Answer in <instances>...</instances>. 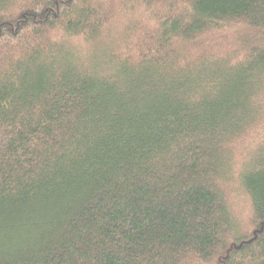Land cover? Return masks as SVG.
I'll use <instances>...</instances> for the list:
<instances>
[{
  "label": "trees",
  "instance_id": "trees-1",
  "mask_svg": "<svg viewBox=\"0 0 264 264\" xmlns=\"http://www.w3.org/2000/svg\"><path fill=\"white\" fill-rule=\"evenodd\" d=\"M0 264H264V0H0Z\"/></svg>",
  "mask_w": 264,
  "mask_h": 264
},
{
  "label": "rangeland",
  "instance_id": "rangeland-1",
  "mask_svg": "<svg viewBox=\"0 0 264 264\" xmlns=\"http://www.w3.org/2000/svg\"><path fill=\"white\" fill-rule=\"evenodd\" d=\"M249 142V141H248ZM248 142H247V144H248ZM234 207V206H233ZM234 211H235V213L239 216V211H241V210H243L244 209V207L243 206H240L239 208H236V207H234Z\"/></svg>",
  "mask_w": 264,
  "mask_h": 264
}]
</instances>
